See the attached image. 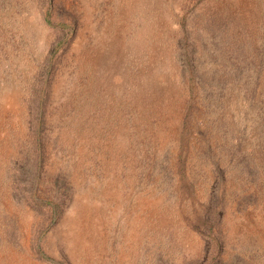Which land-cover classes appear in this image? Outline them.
Instances as JSON below:
<instances>
[{
    "label": "rangeland",
    "instance_id": "rangeland-1",
    "mask_svg": "<svg viewBox=\"0 0 264 264\" xmlns=\"http://www.w3.org/2000/svg\"><path fill=\"white\" fill-rule=\"evenodd\" d=\"M0 264H264V0H0Z\"/></svg>",
    "mask_w": 264,
    "mask_h": 264
},
{
    "label": "trees",
    "instance_id": "trees-1",
    "mask_svg": "<svg viewBox=\"0 0 264 264\" xmlns=\"http://www.w3.org/2000/svg\"><path fill=\"white\" fill-rule=\"evenodd\" d=\"M46 18H47V21L50 23L51 21H50V19L48 18V16H47Z\"/></svg>",
    "mask_w": 264,
    "mask_h": 264
}]
</instances>
